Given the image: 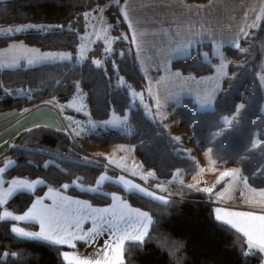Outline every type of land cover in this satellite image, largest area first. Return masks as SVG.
<instances>
[{
  "label": "trees",
  "instance_id": "obj_1",
  "mask_svg": "<svg viewBox=\"0 0 264 264\" xmlns=\"http://www.w3.org/2000/svg\"><path fill=\"white\" fill-rule=\"evenodd\" d=\"M111 1L0 3V27H57L49 32L29 31L1 37L0 48L21 40L41 51L72 55L69 62L0 70V113L20 112L48 101L65 105L77 91H82L94 121H105L111 114L128 115L130 129L128 134L109 130L91 135L88 140L103 147L130 145L134 156L151 173V186L170 181L178 171L197 173V163L186 156L184 145L170 135L164 123L150 118L141 105L131 104L134 100L128 85L141 94L147 82L130 42L125 40L127 27L117 4L105 10L116 40L113 52L106 54L100 42L82 63L78 62L84 13ZM186 1L206 3L208 0ZM263 29L264 20L237 47H224L230 64L213 109L200 110L190 99L183 100L175 109L181 123L191 129V141L201 150H207L214 163L235 165L254 189H264V91L258 78ZM211 49L210 44L196 46L190 57L173 61L172 69L196 77L212 74L218 59L206 60L205 55ZM103 58L104 63L96 66V60ZM86 157L66 132L48 127L23 131L0 156V167L10 163L5 172L7 179H40L44 185L33 193L16 194L6 208L22 214L48 188L66 191L94 206L109 205L111 195L116 194L152 219L143 241L125 244L122 264H264L262 255L248 247L243 235L216 219L209 194L180 184L175 198L162 203L125 192L112 182L92 192L87 188H95L103 174L111 177L118 174L85 161ZM222 187L223 182L215 191ZM62 253L63 249L56 245L17 237L11 222L0 220V264H66Z\"/></svg>",
  "mask_w": 264,
  "mask_h": 264
},
{
  "label": "crops",
  "instance_id": "obj_2",
  "mask_svg": "<svg viewBox=\"0 0 264 264\" xmlns=\"http://www.w3.org/2000/svg\"><path fill=\"white\" fill-rule=\"evenodd\" d=\"M2 1L11 0H1L0 2ZM118 4L127 27V35L132 39L139 68L145 78V71L150 73L151 78V89L147 83L145 93L141 94L142 96L139 98L135 97L131 103L132 106L135 107L139 104L144 111L149 110V113L151 111L150 115L153 114L154 117L162 115L163 119L160 118V122L164 123L174 139L177 137L172 134L171 130L174 129L175 132H178L179 129L181 132L184 127L190 133L189 138H191V129L179 125L180 122L175 115L176 107L185 99L192 100L200 110L214 107L227 71L217 72L218 61L214 65L212 74L196 77L173 70V61L190 57L192 49L201 44H210L212 47L211 53L205 55L208 61L211 58H216L213 57L215 46L223 49L225 46L237 47L251 29L256 28L258 23L264 20V0H208L206 3L187 2L186 0H118ZM79 39H81V35ZM93 41L82 59L78 57V48L77 59L79 63L85 60L98 38L94 36ZM260 42L262 57L258 71L264 77V29ZM5 48L0 50H5ZM29 48L45 52L34 47ZM55 53L64 55L52 57L53 62L46 63L72 60V55L69 52ZM67 53L70 54V58L69 55H65ZM228 60V64H230V59L228 58ZM21 67L26 66L23 64ZM262 89L264 91L263 86ZM78 94L79 91L65 105L48 101L20 112L0 113V156L7 151L20 133L36 127H48L63 131L76 138L78 142H86L93 148H99V145L88 140V137L95 135L91 132L81 133L79 138L72 135V130L69 129L64 114L68 113V117L78 119L77 122L82 119L86 122H93L92 124L108 122L113 114L105 121H94L90 117L85 95L80 96L81 108L71 107V104L77 100ZM79 109L84 110L85 113ZM163 115L168 116L170 121L179 124L175 123L176 127L173 128ZM109 130L119 131L114 128H108L107 131ZM118 146L122 145L106 148H111L118 153L120 152ZM125 146L133 152L130 145ZM8 163L4 167H0V207L2 208L0 220L11 222L12 231L19 238L41 240L62 248V256L66 264H85V262L87 264H97V262L99 264H112V261L117 259L115 251L117 242L120 245L118 264H122L125 244L137 241L120 240V237L125 232L129 235L134 234L141 222L147 224L146 235L141 241L147 236L152 222L150 215L131 206L128 201L116 194L111 195L112 200L109 205L94 206L85 199L67 194L66 191L48 188L43 195L35 198L24 213L15 214L11 212L6 206L13 196L20 192L33 193L44 183L40 179H7L5 172L10 165ZM109 163L112 164L110 161ZM111 167L117 168L114 164ZM142 168L144 174H147L148 177L151 176L147 169ZM240 175L239 171L234 173L230 179L227 178L228 180L223 181V187L220 190L213 193L203 190L200 188L201 186L194 187L190 184L188 186L209 194L214 205L216 219L243 235L248 247L258 251L264 261V248L257 242L260 238L258 225L261 223L260 218L264 217V189L249 187L245 178H243L242 183ZM106 182L119 185L125 192L137 193L161 202L156 197L144 192L139 187L140 185L128 182L119 175L111 177L108 174L106 176L103 174L95 188L87 189L94 192L96 191L94 189H98ZM170 183L168 181L159 184V186H169ZM182 185L186 184L183 183ZM173 193L176 195V189ZM41 206L49 207L52 210V219L49 223L45 222L43 228L38 219ZM113 209L128 215L123 219H117L113 215ZM143 213L147 214V218L141 215ZM234 213L245 215L235 216ZM218 216L223 217V219H218ZM228 220H232L233 223H228ZM241 228L244 231H241ZM245 232L251 233L253 238L250 240ZM46 237H51V239ZM59 240H63L64 243H57ZM71 254L75 255L69 257Z\"/></svg>",
  "mask_w": 264,
  "mask_h": 264
},
{
  "label": "rangeland",
  "instance_id": "obj_3",
  "mask_svg": "<svg viewBox=\"0 0 264 264\" xmlns=\"http://www.w3.org/2000/svg\"><path fill=\"white\" fill-rule=\"evenodd\" d=\"M0 3H3V1ZM112 4L114 5L117 4L120 7V5L118 4V0H113L111 2H108L106 5H103L98 8H94L84 13V15H86L84 16V18L86 17L85 19L86 22H85V27H84L85 33L83 32V34H81V39H80V44H79L78 57L80 59H82L85 56L90 44L94 42L93 41L94 36L95 38H98V41H96L95 44L102 42L105 45L106 54H110L113 52V46L116 40L112 34V27L109 24L108 18L105 14V10ZM55 29H57L56 26H43V25H19V26H14V27H0V38L6 37V36H14V35L26 33L29 31L49 32ZM125 40L126 41L128 40L130 42L132 50L135 52L132 46V39L129 37V35H127V33H126ZM20 41L21 40H13L9 42L8 48L4 47L5 50H0V70H12V69L20 68L23 64L24 66L28 68H33V67H36L42 64H49L46 62H53L54 59H51L52 57H56L58 55H64L61 53H55L57 51L40 52L33 48H29L32 46L28 47V45L26 46V44L23 41L21 42ZM259 44H260L261 57H262V47H261L260 40H259ZM0 49H3V48H0ZM129 52H131V50ZM119 54L122 55V52H119ZM65 55H69V58H70L69 53ZM213 57H216L219 61L216 67L217 72H221V71L226 72L228 69L229 60L227 56L225 55V53L223 52V48L219 46H215L214 51H213ZM105 60H106L105 58L101 60H96L95 62L96 66L102 65ZM145 73H146V80H147L146 82L149 85V89H151L150 73H147L146 71ZM258 78H259V82L261 86L264 87V77L259 71H258ZM128 86L130 88L129 93L131 97L133 98V100L135 97L139 98L140 96H142L141 94L145 93L144 91L143 93L138 94L136 91H134L130 87V85ZM78 95L79 96L77 100H75L71 104L72 108L78 109L82 107L80 96L85 95V94L82 91H79ZM85 107L87 109V106ZM211 109H213V107H210L207 110H211ZM79 110L81 112H84V110L82 109H79ZM145 112L146 114H148L150 118L154 120L160 121V118L163 119L162 115H156L154 117L153 114L150 115L151 111L149 113V110L148 111L145 110ZM163 116H165L170 126H172L173 128L176 127L175 123L177 124V122L170 121L168 119L169 117L166 115H163ZM64 118H65L67 125L69 126V129L72 130L71 131L72 135L78 138L81 135V133L83 134V133L91 132V134L99 135L102 132H107L108 128H114L116 130H119L118 132L123 133V134H128L130 132L129 124H128V115L119 116L117 114H113V116H111L108 122H103V124L101 123L92 124L93 122H86L82 119H80V122H77L78 119H73V118L68 117V113L64 114ZM177 120L180 122V124L179 123L178 124L183 126L180 118H177ZM227 121L228 119H226V122ZM184 128H182L181 132H179V129H178L179 133L175 132L174 129L171 130V132L177 137V139L176 138L175 139L177 141L180 140V142L184 145V151H185L186 156L192 157V159L194 158L193 160L197 163L199 170L197 173H193V174L185 173L183 171L176 172L174 177L170 180L171 183L169 184V186L167 185L166 186H159V185L151 186L149 184V180L152 176L148 177L147 174H144L143 168H142L143 166L138 161V159L134 156V153L132 152V150L129 151V149L125 145L118 144L122 146H118L119 147L118 149H120V152L116 153V151L112 150L111 148L109 149L106 148L110 146H104V147L100 146L99 148H93L91 145L87 144L86 142L85 143H82L80 141L78 142L76 138H73L71 135L70 136L72 137L73 141L76 143L78 148L87 156L85 161L98 164L101 167H104L105 169H107V171H114L119 176H121L122 179L128 180V182L135 183L136 185L137 184L140 185L139 187L142 188L144 192H146L147 194H151L150 196L156 197L161 202H167L168 200L175 198L174 193H173L174 189H176L180 184L185 183L186 186L190 184V185H194V187L201 186L200 188H202L203 190L206 191V189H209L210 191H207V192L213 193L215 192L216 185L222 183L227 178L230 179L234 173L239 171L235 165H231L228 163H223V164L214 163L211 160L210 154L207 150H202L203 152H200L201 149L198 146H196L194 142L191 141V138H189L190 133H188L187 129L186 128L184 129ZM111 146H115V145H111ZM133 156L135 157L136 160L134 159ZM108 160L112 164H110ZM113 164L117 168L111 167L113 166ZM145 169L146 168H144V170ZM224 173H232V175L226 176V175H223ZM104 175L106 176L107 173H105ZM240 178L243 183L244 177L240 175ZM94 190H97V189H94ZM74 255L75 254H71L69 257L71 256L73 257Z\"/></svg>",
  "mask_w": 264,
  "mask_h": 264
},
{
  "label": "snow or ice",
  "instance_id": "obj_4",
  "mask_svg": "<svg viewBox=\"0 0 264 264\" xmlns=\"http://www.w3.org/2000/svg\"><path fill=\"white\" fill-rule=\"evenodd\" d=\"M223 175H232V173H224ZM206 191H210L209 189H206ZM151 195V194H149ZM55 203V201H54ZM113 215L117 218V219H123L126 215V213L122 212V211H117L116 209H113ZM143 216H145V218H147V214L143 213L141 214ZM233 215L235 216H243L245 214L243 213H234ZM218 219H223V217L218 216ZM38 219L40 220L41 223V227L43 228L45 222H50L52 219V210L49 207H45V206H41L39 212H38ZM150 219V218H148ZM261 223L258 225V229L260 232V238L258 239V243L260 244V246L262 248H264V217L260 218ZM228 223L232 224L233 221L232 220H228ZM146 230H147V224L141 222L140 226L135 230L134 234L129 235L128 233H124L121 237L120 240H124V239H128V240H133V241H141L144 236L146 235ZM241 231H244L243 228L240 229ZM248 236L249 239L251 240L253 237L251 235V233L249 232H245ZM47 239H51V237H46ZM57 243H64L63 240H59L57 241ZM115 251L117 253V259L112 261V264H118V257H119V252H120V245L119 242H117L116 247H115ZM85 264H87V262H85ZM97 264H99V262H97Z\"/></svg>",
  "mask_w": 264,
  "mask_h": 264
}]
</instances>
